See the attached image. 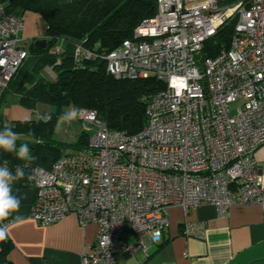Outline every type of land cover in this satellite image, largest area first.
Listing matches in <instances>:
<instances>
[{"label": "built area", "instance_id": "1", "mask_svg": "<svg viewBox=\"0 0 264 264\" xmlns=\"http://www.w3.org/2000/svg\"><path fill=\"white\" fill-rule=\"evenodd\" d=\"M231 20L228 48L199 64L203 42ZM22 28L0 0V98L28 55ZM72 57L102 59L115 79L163 83L147 100L138 133L111 129L96 111L79 108L87 145L49 168L28 169L32 219L47 225L74 214L81 226H96L82 264L146 255L144 243L123 240V225L156 241L171 205L185 212L213 205L220 214L258 205L264 219V166L254 156L264 145V0H156L155 14L114 49L97 54L75 43ZM46 75L53 78L51 69Z\"/></svg>", "mask_w": 264, "mask_h": 264}, {"label": "trees", "instance_id": "2", "mask_svg": "<svg viewBox=\"0 0 264 264\" xmlns=\"http://www.w3.org/2000/svg\"><path fill=\"white\" fill-rule=\"evenodd\" d=\"M1 2L10 15L31 11L37 13L42 20L45 47L36 45V39L30 42L27 52L35 55L36 60L22 75L17 91L20 103L32 110L38 103L48 104L53 108L51 112L37 113L29 120L7 121L6 125H0V130L5 126L11 127L19 137L17 146L27 143L35 157L30 162L21 161L14 153H6L0 149V165L7 159L8 167L13 171L17 165L24 168L25 177L13 185L29 186L27 172L30 166L37 164L49 168L64 154L87 145L88 135L84 131L71 143L56 139V123L65 111L79 108L94 110L109 128L123 130L128 134H136L142 129L146 122V102L163 87L161 81L152 77L115 79L106 73L105 62L100 58L86 60L80 57L76 63L71 55L62 53L55 56L50 50L58 41L67 40L82 44L97 54L108 52L124 39L130 38L142 20L155 14L156 0ZM234 23L233 20L225 23L203 42L197 56L199 64L204 58L213 57L220 50L228 48ZM48 68L51 69L53 78L46 75ZM45 115L50 119H38ZM65 148L67 151L63 152L62 149ZM2 241L0 264H13L6 258L9 241L7 238Z\"/></svg>", "mask_w": 264, "mask_h": 264}, {"label": "crops", "instance_id": "3", "mask_svg": "<svg viewBox=\"0 0 264 264\" xmlns=\"http://www.w3.org/2000/svg\"><path fill=\"white\" fill-rule=\"evenodd\" d=\"M13 16L23 21L19 35L24 40V49H28L32 40L44 39V26L37 13L23 12ZM58 43L63 54L73 56L74 42L60 40ZM20 66L0 98V107L6 104L0 115V125H6L7 121L29 120L37 113L52 111L50 106L40 108V103L34 110L20 103L17 89L22 75L31 68L24 71L23 65ZM254 156L264 166V145ZM13 190L24 198L19 212L0 222V227L6 228L9 241L6 258L13 264H82V254L89 252L95 243L96 226H81L74 214L55 223L40 225L30 216L34 189L13 185ZM16 216L21 218L17 220ZM167 219L168 224L156 241L146 234H134L130 224L124 223L123 240L144 243L147 254L119 253L117 264H264V219L258 205H232L223 214L213 205L204 204L186 212L178 205H171L167 208ZM187 227L193 232L185 234ZM2 244L0 240V248Z\"/></svg>", "mask_w": 264, "mask_h": 264}, {"label": "clouds", "instance_id": "4", "mask_svg": "<svg viewBox=\"0 0 264 264\" xmlns=\"http://www.w3.org/2000/svg\"><path fill=\"white\" fill-rule=\"evenodd\" d=\"M78 115L77 110L65 111L58 117V123H70ZM38 119H50V117H38ZM18 134L11 127L5 126L0 130V149L6 153H14L21 161L30 162L35 159L27 143L17 146ZM9 161L5 159L0 165V222L18 213L24 198L18 191L13 190V184L25 177L24 168L17 165L13 171L8 167ZM17 220L21 217L16 216ZM7 237L6 228L0 227V240Z\"/></svg>", "mask_w": 264, "mask_h": 264}, {"label": "rangeland", "instance_id": "5", "mask_svg": "<svg viewBox=\"0 0 264 264\" xmlns=\"http://www.w3.org/2000/svg\"><path fill=\"white\" fill-rule=\"evenodd\" d=\"M27 13H32L31 11H26ZM60 44L58 43V46L56 45V47H59ZM35 60V55L28 53L27 57L23 60L22 64L24 71L27 68L31 67V64L33 63V61ZM21 67V66H20ZM26 68V69H25ZM42 74H45V71H42ZM237 103V102H236ZM233 103L230 105V111H233L234 108V104ZM6 104L2 103L1 107H0V115L3 114L4 112V106ZM50 105L48 104H44V103H40V108L42 107H48ZM51 107V106H50ZM53 109V108H51ZM42 110V109H39ZM81 133L78 121L76 119H73L70 123H56V127H55V137L57 140L62 141L64 143H71L74 142L75 139L78 137V135ZM63 152L67 151V149H62Z\"/></svg>", "mask_w": 264, "mask_h": 264}, {"label": "water", "instance_id": "6", "mask_svg": "<svg viewBox=\"0 0 264 264\" xmlns=\"http://www.w3.org/2000/svg\"><path fill=\"white\" fill-rule=\"evenodd\" d=\"M35 44H36V45H40L42 48H44L46 42H45V39H43V38H42V39H41V38L39 39V38H38V39H36Z\"/></svg>", "mask_w": 264, "mask_h": 264}]
</instances>
